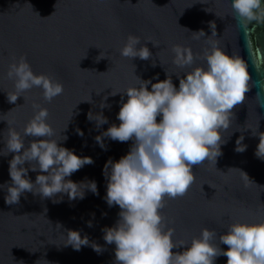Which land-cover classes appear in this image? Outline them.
I'll return each mask as SVG.
<instances>
[{
	"label": "water",
	"instance_id": "water-1",
	"mask_svg": "<svg viewBox=\"0 0 264 264\" xmlns=\"http://www.w3.org/2000/svg\"><path fill=\"white\" fill-rule=\"evenodd\" d=\"M261 2L264 4V0ZM230 3L231 0H0V152L5 149L7 121L23 134L35 114L32 105L39 104L48 110L46 122L55 130L53 139L58 140V146L94 162L65 179L78 184L94 181L97 185V194L85 188L83 199L69 200L67 194L42 199L38 194L24 193L19 204L6 205V187L11 184L9 161L14 154L0 155V185L4 186L0 187V264H116L115 244H106L103 229L115 226L120 209L106 203L108 181L104 166L109 159L118 162L125 156L132 141L120 143L104 138V150L95 137L113 124L119 126L116 117L121 104L127 101L124 92L139 87L135 76L157 83L166 79L167 72L178 90L177 76L183 78L191 69L173 64L172 49L181 46L202 54L210 47L205 42L211 36L210 23H215L217 33L211 39L218 40L226 55H238L247 64L250 90L245 102L233 109L231 127L222 133V155L215 168L207 161L193 167L196 179L188 194L167 201L163 214L168 227L175 230L173 239L187 243L198 238L203 228L215 230L219 237L227 234L230 223L264 222V159L255 155L259 136H253L249 129H255L258 119L257 131L264 133V107L260 106L264 104V22L253 21L242 29L233 19ZM199 31L205 36L194 38L193 33ZM129 35L140 38L137 49L147 47L152 53L150 60L121 56ZM147 39L159 46L146 43ZM100 53L106 58L97 61L102 58L98 57ZM21 56L34 74L48 75L63 84V94L49 103L43 100L42 90L34 87L15 104L8 103L7 93L14 92V81L6 75L8 66ZM196 66H204V62L197 60L192 67ZM112 92L118 94L112 96ZM89 95L92 103L82 102ZM104 97L108 99L104 101ZM102 102L110 107L101 109ZM89 112L102 113L108 123L97 128L95 121L87 119ZM65 136L67 139L62 140ZM241 136L242 145H246L242 153L235 150ZM35 139L38 138L25 137V147ZM24 167L29 165L25 163ZM39 174L46 175L29 171L28 178L34 183ZM68 231L79 232L81 238L87 236L89 246L76 251L66 245ZM92 244L103 251L97 253ZM220 247L227 251L226 245ZM184 250L186 246L173 252ZM215 264H227V258L220 256Z\"/></svg>",
	"mask_w": 264,
	"mask_h": 264
},
{
	"label": "clouds",
	"instance_id": "clouds-1",
	"mask_svg": "<svg viewBox=\"0 0 264 264\" xmlns=\"http://www.w3.org/2000/svg\"><path fill=\"white\" fill-rule=\"evenodd\" d=\"M230 6L235 14L233 19L242 29H247L253 21L264 22L261 0H231ZM209 27L211 36L205 42L210 47L205 48L202 54H194L190 48L181 46L172 49L175 54L173 64L181 69H191L183 78L177 76L178 90L167 72L166 79L157 83L134 75L140 82L139 87H130L124 92L127 101L121 104L116 117L119 126L113 124L95 137L96 143L104 150V138L120 143L132 141L125 156L118 162L109 159L104 166L108 181L106 203L120 209L115 226L103 229L106 244H115L116 264H215L220 256L227 258V264H264V222H233L227 225V234L219 237L215 230L203 228L198 238L194 237L187 243L173 239L175 230L168 227L163 214L167 201L181 199L188 194L196 179L193 167L207 161L215 168L217 158L222 155V133L231 127L233 109L245 102L246 93L250 90L247 64L238 55H226L218 40L211 39L217 35L215 23H210ZM193 36L200 39L205 33L199 31ZM145 42L159 46L151 39ZM140 43L139 37L129 35L120 50L121 56L130 60L137 57L150 60L152 53L147 47L137 49ZM259 55L257 51V60ZM98 57L102 58H96L97 61L106 58L101 53ZM197 60L203 61L204 66L192 67ZM6 75L14 81V92L7 93L10 104H15L19 97H24L23 94L34 87L42 90L43 100L49 103L64 92L63 84L50 76L34 74L23 56L8 66ZM117 94L112 92L110 95ZM107 99L104 97V101ZM257 101L259 103V93ZM82 102L92 103L90 95ZM260 106L264 107V104ZM32 107L35 114L25 125L23 134L7 121L5 149L0 155H14L9 161L11 184L6 187L4 203L19 204L24 193L38 194L42 199L67 194L69 200L83 199L85 188L97 194L94 181L78 184L65 179L85 165L93 164V160L58 146V140L53 139L56 132L46 122L48 110L39 104ZM106 107L110 105L100 104L101 109ZM87 119L95 121L97 128L108 123L102 113L93 115L89 112ZM258 127L257 119L255 129H249L253 136H259L255 155L264 159V133H258ZM77 134L83 136L79 130ZM25 137L38 139L25 147ZM66 139L65 136L62 140ZM242 140L243 136L237 139L235 149L241 153L246 150ZM25 163L28 168L24 167ZM29 171L46 175H37L33 183L28 178ZM242 174L248 179L246 174ZM220 244L226 245L227 251L222 250ZM66 245L79 251L82 246H89V240L87 236L81 238L77 231H68ZM185 246L186 250L173 252V249ZM91 247L97 253L103 251L96 244Z\"/></svg>",
	"mask_w": 264,
	"mask_h": 264
}]
</instances>
